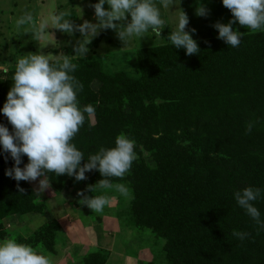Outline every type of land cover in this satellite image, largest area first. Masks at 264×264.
Listing matches in <instances>:
<instances>
[{"label":"trees","instance_id":"16d2710c","mask_svg":"<svg viewBox=\"0 0 264 264\" xmlns=\"http://www.w3.org/2000/svg\"><path fill=\"white\" fill-rule=\"evenodd\" d=\"M197 43L191 56L172 44L139 49L138 78L107 74L99 61L74 62L80 105L92 104L95 114L73 142L82 166L100 147H114L120 133L135 140L138 159L123 179L132 191L130 224L164 241V264H264V229L233 196L261 188L254 206L264 220V33H245L238 48L218 38ZM14 71L0 82V109ZM249 121L255 124L246 134ZM0 124L12 131L2 111ZM14 163L0 145V221L8 205L23 213L43 207L27 181L5 174ZM27 163L22 156L20 167ZM47 175L57 190L75 179ZM85 175L103 179L96 170ZM233 230L251 235L240 241ZM97 260L105 262L100 254L83 262Z\"/></svg>","mask_w":264,"mask_h":264},{"label":"clouds","instance_id":"9594fccd","mask_svg":"<svg viewBox=\"0 0 264 264\" xmlns=\"http://www.w3.org/2000/svg\"><path fill=\"white\" fill-rule=\"evenodd\" d=\"M105 3L108 9H105ZM222 4L230 10L232 19L227 24L217 21L213 27L218 30L217 38L228 46L238 48L245 34L233 29L237 21L251 32L264 33V0H222ZM179 5L180 2L177 4L176 0H99L90 5L94 8L97 23L85 20L82 24H75L71 19V9L53 11L39 25L34 22L30 11L23 12L16 19L15 27L17 31L23 28V33H31L37 41L47 39L50 33L48 29H59L70 36L79 32L80 39L72 47L73 56L44 54L38 50L16 57L11 78L13 84L0 109L12 125L10 132L5 125L0 124V145L15 162L5 174L17 182L36 181L43 177L39 180V191H43L49 187L48 173H54L55 176L66 174L81 181L87 179L86 172L96 170L103 179L95 185H88L85 191L94 193L99 187L114 189L125 199L131 197L132 193L126 184L113 183L111 179L123 180L133 162L138 159L136 142L126 133L116 136L114 147H100L81 166V161L85 159L84 153L73 141L86 119L94 117L95 108L92 104L80 105L78 93L82 91L83 84L73 75L78 68L73 58L85 59L93 38L101 30L108 29L116 32L125 47L134 38L140 40L149 36L151 31L160 38L162 45L166 40L176 49H185L189 56L197 54L200 52L198 43L185 30L189 18ZM173 6H176V26L171 28L167 37H162V31L168 25L162 18L161 7L170 11ZM76 8L81 13V9ZM195 12L197 16L206 17L209 9L199 0ZM190 31L194 33L196 29ZM47 44H40L41 49ZM254 124L255 121L247 122L246 134L251 133ZM24 155L28 163L21 168ZM17 188L21 193L25 191L19 187V183ZM85 191L78 192L82 197L79 203L92 212L102 213L105 206L111 203V197L106 193L86 195ZM233 196L237 205L258 228L264 229L261 213L254 206V202L262 196V189L248 186L234 191ZM232 235L244 241L251 234L233 230ZM0 264H55V259L50 252L37 250L13 238H5L0 240Z\"/></svg>","mask_w":264,"mask_h":264},{"label":"rangeland","instance_id":"374dc122","mask_svg":"<svg viewBox=\"0 0 264 264\" xmlns=\"http://www.w3.org/2000/svg\"><path fill=\"white\" fill-rule=\"evenodd\" d=\"M196 1L199 0H176L177 4L180 2L179 7L189 18L185 30L189 31L196 41L217 38L218 30L207 25L217 21L227 24L232 16H227L212 0L211 5L204 4V0L200 1L209 9V14L206 17L197 16ZM98 2L99 0H0V82L5 81L8 72L15 70L18 55L40 50L44 54L63 53L73 56L72 47L80 39L79 32L70 36L59 29H48L50 33L47 39L37 41L31 33H23V28L17 31L15 27L16 19L23 12L30 11L37 25L51 12L66 9H71V19L75 24H82L85 20L97 23L94 8L90 5ZM76 7L81 9V13ZM104 7L108 9L109 6L105 3ZM174 11L176 6L170 11L161 7L162 18L168 25L162 31V37H167L171 28L176 26L177 13ZM128 18L130 20V15ZM193 28L196 31L191 33ZM233 29L247 34L255 33L240 26L238 21L233 24ZM148 35L140 40L134 38L125 47L114 30H101L88 46L86 58L74 57L73 62L99 61L107 74L123 72L132 78H138L140 68L136 52L139 49L171 44L165 40L162 45L160 38L155 37L151 31ZM98 37L101 41L94 44L93 41ZM44 43L48 44L41 49L40 44ZM40 179L43 177L27 183L40 198L42 209L23 213L17 207L8 205L5 217L0 221V234L3 236L0 240L13 238L18 242L30 244L37 250L50 252L55 264H85L83 260L92 254L104 256V264H164V241L156 238L150 231L130 224L132 195L125 199L114 189L99 187L94 193L85 191L88 185H95L99 181L91 178L81 181L72 179L70 184L63 185L61 190L49 184L48 188L39 191ZM115 183H124V180ZM81 191H85L86 195L106 193L111 197V203L105 206L102 213L92 212L87 206L79 203L82 197L78 192ZM37 236H41L39 242L35 240ZM92 263L102 264L99 260L91 261Z\"/></svg>","mask_w":264,"mask_h":264},{"label":"crops","instance_id":"0c3cea01","mask_svg":"<svg viewBox=\"0 0 264 264\" xmlns=\"http://www.w3.org/2000/svg\"><path fill=\"white\" fill-rule=\"evenodd\" d=\"M212 1L215 3L214 5L218 4V6H220L222 8L220 10L224 11V13L226 12L227 16H232V13L230 12V10L223 6L222 0H212ZM196 2L199 3V1H196ZM203 2H204V4L211 5V1L210 0H204ZM213 25L214 24H212V25L208 24L207 26L211 28V27H213Z\"/></svg>","mask_w":264,"mask_h":264}]
</instances>
